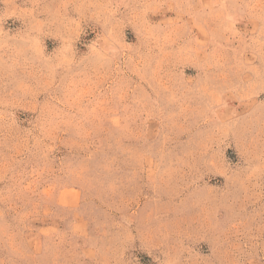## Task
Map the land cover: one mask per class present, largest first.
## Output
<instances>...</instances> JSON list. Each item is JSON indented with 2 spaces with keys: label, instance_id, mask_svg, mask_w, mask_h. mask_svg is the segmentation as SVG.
<instances>
[{
  "label": "rangeland",
  "instance_id": "obj_1",
  "mask_svg": "<svg viewBox=\"0 0 264 264\" xmlns=\"http://www.w3.org/2000/svg\"><path fill=\"white\" fill-rule=\"evenodd\" d=\"M0 264H264V0H0Z\"/></svg>",
  "mask_w": 264,
  "mask_h": 264
}]
</instances>
